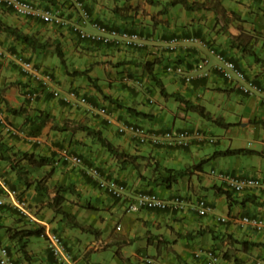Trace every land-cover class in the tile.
<instances>
[{"label": "crops", "instance_id": "obj_1", "mask_svg": "<svg viewBox=\"0 0 264 264\" xmlns=\"http://www.w3.org/2000/svg\"><path fill=\"white\" fill-rule=\"evenodd\" d=\"M32 1L41 8H58L68 17L73 15L71 0ZM173 1L175 0H85L92 17L107 27L144 30L147 39L144 45L139 47L122 44L103 46L95 43L91 37L80 40L72 30L50 27L37 19L17 15L12 9L0 5L2 21L34 34L40 40L48 41L45 48L32 49L0 30V51L4 52V55L0 56V100L9 121L21 127L26 134L8 138L0 129V142L11 147L8 151H3V146L0 148H3L0 150V174L8 178L12 186L23 191L32 206L40 210L38 224L30 226L24 220L21 221L15 213L8 211L0 218L1 225L38 226L44 231L60 227V219L57 220L56 214L53 215L56 224L43 214L44 207L50 205L54 196V191L50 190L51 185L55 188L72 185L76 195L64 193L66 201L63 208L76 215L74 208L82 203L79 199L76 200V197H85L88 205L92 207L88 208V226L94 230L90 232L92 236L104 240L109 246L116 245L118 249L136 243L138 247L134 255L142 260L145 252L152 251L155 258L149 257L150 262L145 260L146 264H152V260H155L156 264H206L203 258H195L194 253L209 248L215 249L219 264H253L254 259L264 256V234L251 227L241 226L236 220L244 214L264 217V189L230 193L228 198L222 193L226 190L224 185L209 177L204 172V165L190 168L187 175L169 186L156 180L160 172L164 173V167L183 169L197 164L202 159L210 158L212 163H221V169L236 175L264 176V125L257 123L263 128L259 132V143L263 148H249L261 151V154L240 153L218 157L211 155L223 149L210 152L208 148L211 144L220 143L218 137L214 138L213 143L192 140L188 147L177 148L165 143L140 144L129 134H120L117 131L118 123L135 122L156 133L172 125L177 128L200 127L205 134L213 135L205 122H214L188 109L182 100L201 105L213 118L219 117L224 123H231L225 127L228 132L234 124L246 132L252 129V125H256L251 119L264 121V102L261 98L243 94L233 82L221 77L215 68L217 58L205 47L191 45L179 47L175 51L164 48L172 34L198 35L212 42L217 51L238 62L264 89V0H220L227 16L234 15L237 19L244 20L238 22L242 24L238 30L244 29L251 33L253 30H259L256 35L253 33L252 43L254 50L259 51L257 55L260 61L232 47L230 34L218 31V27L211 23V16L205 20L206 14L202 11L209 12L208 10L188 11L181 4H173ZM176 11L183 13L190 20L184 21L182 17L181 21H172V15ZM211 13L213 17L216 15L212 11ZM87 31L95 32L89 26ZM236 34L238 31L235 28L231 36ZM56 45H59L64 53L65 62L62 65L50 63L53 62ZM15 53L49 67L54 73V88L59 89L61 93L75 91L78 94H86L89 105L63 102L48 91H43L35 99L25 98L24 89L31 82L13 58ZM205 57L209 59L208 64L203 62ZM147 62L154 63L145 66ZM171 62L182 64L192 75L191 81L186 82L178 75L167 74L164 67ZM81 63L87 64L79 66ZM148 67L152 68L151 72ZM83 69H87L86 78L91 77V83L89 79L88 83L86 80L77 81L81 75L73 72ZM205 70L209 71L208 76H204ZM162 72L166 76H162ZM125 74L135 75L143 83L139 86L127 83L123 80ZM153 76L158 78V82ZM143 78L146 81H143ZM155 84L163 87L164 101H157L158 106L150 107L147 102L155 101L152 96L156 89ZM114 99L124 106H118ZM170 101H173L172 106L177 107L178 113L173 112V120L164 124V119L169 116L166 109L172 104ZM135 111L144 112L146 115L136 114ZM37 115L40 117H36ZM229 115L234 116L236 120L229 121L232 120ZM45 116L46 120L42 121ZM108 117L116 122L108 124ZM177 120H180L182 126L175 125ZM81 126L100 130L105 138L130 158L126 157L124 162L116 159L96 138L82 130ZM30 136H38L43 142L37 144L29 138ZM64 146L71 148L75 160L37 168L21 161L29 170L27 178L32 182L29 186L17 178L15 172L9 168L8 160L1 156L3 154L6 157L13 151H27L55 160ZM229 147L247 148L238 145ZM87 166H97L104 175L124 182L128 187L126 197L112 198L99 189L96 182L85 173ZM48 171H51L47 180L49 191L46 194L38 193L33 181ZM152 185L158 190L161 188V196L164 197L180 193L188 203L187 208L181 212L145 208L135 214L127 212L126 205L130 196L138 190H153ZM199 197L205 198L212 206L210 213L200 215L191 207ZM219 216H227L229 220L222 223L217 219ZM108 226L111 227L109 231ZM1 230L4 232L0 233V242L10 246L20 264H57L41 236H38L41 239L33 241V236L28 239L26 249L30 259L26 260L21 252L16 250L15 242L8 238L5 229L0 228ZM92 236H87L88 242L93 240ZM252 242L260 245L252 246ZM79 263L80 261L77 264Z\"/></svg>", "mask_w": 264, "mask_h": 264}, {"label": "built area", "instance_id": "obj_2", "mask_svg": "<svg viewBox=\"0 0 264 264\" xmlns=\"http://www.w3.org/2000/svg\"><path fill=\"white\" fill-rule=\"evenodd\" d=\"M0 5L11 7L17 15L39 19L46 24L56 25L59 27H71L78 33L80 38L86 39L91 37L95 42H98L102 45L122 44L125 46H141L144 43V37H142L137 31L107 28L105 25L97 21H92L90 13L85 8V3L83 0H73V6L77 13L75 20L68 19L64 15H61L57 10L50 8L42 9L30 0H0ZM86 23H90L96 32H87L84 29ZM182 44L183 46L192 44L206 46L209 50V53L215 55L217 58V64L215 67L221 77L230 81H234L237 87L245 94H258L261 96V100L264 102L263 88L256 84L252 78L248 77L240 65L229 59L226 55L218 52L215 47L207 46L199 38L193 36L185 37L183 39L173 37L165 44V46L169 50H175ZM1 53L2 52L0 51V54ZM12 56L20 65L21 70L27 74L38 87V90L27 88L25 93L27 98H35L41 91L47 90L55 97L62 99L66 103L76 101L77 103L88 104L87 98L85 96H79L75 91L61 94L58 89L53 88L52 75L46 68L35 64L22 55L15 54ZM203 62L207 64L209 60L204 58ZM165 70L169 73L181 76L186 82H190L192 79V75L181 65L170 64L166 66ZM208 73L209 71L205 70L203 74L204 76H207ZM125 80L130 81V78L125 77ZM135 82L140 83L139 80H136ZM107 122L111 124L113 120L111 118H107ZM0 126L3 132L10 137L25 135V132L22 129L15 127L8 121L6 112L2 107L1 102ZM117 130L120 133H129L134 138H136L139 143H158L159 141L163 140L174 146H186L192 138H203L202 133L199 130H167L162 134H157L154 132H149L142 125L134 123L118 124ZM29 138L34 142H41V138L38 136ZM59 159L61 161H71L75 160V156L71 154L68 148H62L59 151ZM212 173L216 174L217 178L220 179L228 189L236 193H241L252 189H264V177H240L227 172L217 173L215 171H212ZM87 174L97 181L100 189L114 198H123L128 191L124 183L116 179L106 177L97 167H90L87 169ZM0 190L5 195V197L9 198V200L0 198V207L7 206L14 209L21 217L31 221L38 220L35 214L32 212L26 198L22 196L16 189L11 188L7 180L2 176H0ZM186 206V201L178 194L172 195L169 198H163L153 192L140 191L133 195L132 200L127 206V211L134 212L141 208L181 211L185 209ZM193 206L200 215H206L212 211V206L204 198L197 199ZM1 214L2 211L0 210V215ZM217 219L220 222H226L228 217L219 216ZM236 220L241 226L251 227L253 230L264 234V218L250 215H241L237 217ZM43 237L45 238L47 249L58 264H76L75 259L72 253L68 250L62 236L55 232L47 231ZM98 243H100V241H98L97 244ZM195 257L203 258L206 264H218L216 253L211 248L195 252ZM0 264H19L16 258L12 256L9 249L5 245L1 244ZM253 264H264V256L255 259Z\"/></svg>", "mask_w": 264, "mask_h": 264}, {"label": "trees", "instance_id": "obj_3", "mask_svg": "<svg viewBox=\"0 0 264 264\" xmlns=\"http://www.w3.org/2000/svg\"><path fill=\"white\" fill-rule=\"evenodd\" d=\"M173 4H181L186 10L188 11H196V10H210L213 11L214 14H222L223 16L226 15L225 8L220 3V0H204V1H188V0H175L172 2ZM30 18V17H28ZM0 30L9 33L16 41L20 42L21 44H24L28 47H31L32 49H43L46 46H48V41L40 40L37 36L31 33H27L20 28L16 26H12L10 24L5 23L0 19ZM253 33H251L248 30L240 29L238 34L233 35L231 39V46L237 48L243 53H247L250 56H253L255 60L260 61L261 59L257 55V52L254 50V43H252ZM55 54L60 59L61 63L65 62L64 59V53L62 48L59 45L55 46ZM16 55H19L15 53ZM24 57V56H23ZM30 59V58H26ZM154 63V62H153ZM152 62L145 63V66H149V64H153ZM149 71H152L151 67H148ZM50 74L54 77L53 71H50ZM77 75H87V69L83 70H75L73 72ZM88 76V75H87ZM90 81H93L91 77H88ZM153 79L158 82V78L156 76H153ZM258 84L259 81L255 80ZM160 92L163 94L165 91L163 87L161 86ZM51 93V92H50ZM61 93V91H60ZM41 94V92H40ZM52 94V93H51ZM64 94V93H61ZM39 96V95H38ZM37 96V97H38ZM53 97H55L52 94ZM36 97V98H37ZM28 99V98H27ZM60 99V98H58ZM63 101L62 99H60ZM113 101L117 102L118 106H124L122 103L116 101L114 99ZM185 106L192 110L198 112L201 116L206 118L207 120H210L218 125L222 126H230L231 123H224V121L217 117L213 118L212 115H210L208 112L205 111L204 107L198 104H193L187 100H182ZM64 102V101H63ZM129 109H132L131 107H127ZM136 114L146 115L144 112H138L135 111ZM36 117H40V115H37ZM46 116L41 119L42 121L46 120ZM252 123H259L264 125V121H258L253 120ZM81 129L84 130L88 135L96 138L98 142L108 151L110 154L115 157L116 159L124 162L126 157L129 155L125 153L123 150L118 149L116 146H114L107 138H105L100 130H94L92 128L81 126ZM3 146V151L10 150V146H4L3 143L0 142V148ZM0 149V150H2ZM253 154V153H259L261 154V151H255L253 149L249 148H227L223 150H217L215 151L211 156L218 157V156H228V155H234V154ZM3 159L8 160L9 162V168L15 172L17 175V178L24 181L26 186H29L32 182L27 178L29 170L21 164V161L26 162V164L32 166V167H43V166H49L52 165L53 159L49 156L45 155H35L34 153H30L27 151H13L10 155L4 156L1 154ZM130 158V156L128 157ZM208 159H202L197 164H194L192 168H198L199 166H202ZM164 173L161 174V172L158 174V178L156 180H159L161 184H165L167 186L171 185L173 182L177 181L181 177L188 174L189 168H183V169H175V168H169L164 167L163 168ZM51 171L46 172L41 178L36 179L34 182V188L38 193L46 194L49 191V187L47 185V180L50 176ZM244 177V176H242ZM224 185V184H223ZM9 186L14 187L9 182ZM72 188V189H71ZM224 188L226 190L222 191V193H225L227 197L229 198L230 193H233L232 190L228 189L225 185ZM151 190V189H150ZM73 191L72 185L68 186H59L54 189V196L52 197L51 203H49L50 207L53 209L54 213L62 214L63 217H68L73 225L79 226L81 229L88 230V232H91L93 229H91L90 226L88 228L84 227L83 225L79 224L75 220V216L71 214L70 212L66 211L63 208V204L66 201V197L64 193ZM85 207L92 208L90 205H84ZM0 210L2 213H6L10 211L8 207H0ZM166 211V210H164ZM173 211V210H172ZM175 212V211H173ZM1 218V217H0ZM23 221L22 219H20ZM25 221V220H24ZM26 222V221H25ZM227 222V221H226ZM225 223V222H222ZM0 228H4L5 232L7 233V236L9 239L13 240L15 242L16 250L21 252L24 259L29 260V255L27 253V242L28 239L32 236H40L43 233L42 227H17V226H8V225H1ZM94 232V230L92 231ZM244 245H247L246 242H243ZM252 246L260 245V243L252 242L250 243ZM215 251V249H213ZM237 260V259H235Z\"/></svg>", "mask_w": 264, "mask_h": 264}, {"label": "rangeland", "instance_id": "obj_4", "mask_svg": "<svg viewBox=\"0 0 264 264\" xmlns=\"http://www.w3.org/2000/svg\"><path fill=\"white\" fill-rule=\"evenodd\" d=\"M208 11L209 12H203L202 11L203 14H206L205 20H208L211 16V23H213L214 27L217 26L218 31L229 33L230 37H231L229 39H232L231 35H232L233 31L235 30V28H236V31L239 32L238 27L242 24H239L238 22H240V21L243 22L244 20H239L236 17H234V15H232L230 17L227 15L223 16L222 14H219V15H215L213 17V14L211 13V11L210 10H208ZM182 17H184L183 18L184 21L190 20L187 16L183 15V13H181V12L177 13V11H176L172 15V21H181ZM211 23H210V25H212ZM229 28H231V29H229ZM212 31H214V30H212ZM258 31L259 30H253V33L255 32V35H256ZM262 46H264V43ZM245 54H247V53H245ZM252 58H254V57L252 56ZM52 61L53 62H50V63L55 64V65H62L60 59L57 57V55L55 53H54V57L52 58ZM33 62L38 63L35 60H33ZM38 64L42 65L40 62ZM86 64L81 63V64H79V66H83ZM167 74H169V73H167ZM161 75L166 76V74L164 72H162ZM82 80L83 81L86 80L88 83V77L86 78V75H81V77H79L77 81H82ZM143 81H146V79L143 78ZM89 82L91 83L90 80H89ZM100 82H105V81L100 80ZM155 88H156L155 92H153V95H152V96H154L155 101L152 103L147 102V105H149L150 107L158 106L157 101H159V102L164 101L162 93L160 92L161 85L155 84ZM145 94H147V93H145ZM170 103H172V104H170V106L168 105L169 110L166 109V112L169 113V116H168V119H164V121H165L164 124H166L167 121L171 122L173 120V112L178 113L177 107L172 106L173 101H170ZM242 112H244V110ZM256 114H258V112H256ZM229 117H230V119H232L229 121H235L236 120V118L232 115H229ZM227 120H228V118H227ZM253 120L251 119L250 121L252 122ZM146 123H149V121H146ZM175 125L176 126H182V123L180 122V120H177ZM205 125L208 129L211 130L210 132H211V134L214 135V137H218L220 139V143L211 144L208 146L210 152H212L214 149L230 148L229 147L230 145L231 146H237L238 145V146H244L247 148H257V149L263 148V146L259 143V139H261L259 132L262 131L263 128L261 127V125H258L257 123H256V125H252V129L251 130L248 129L246 132H245V130L241 129L240 127H237L236 124L231 126L230 132L226 131L225 126L218 125L216 123L213 124L211 122L206 121ZM186 126H190V125L186 124ZM165 128H166L165 130H167L169 128H171L173 130L177 129V127H173L172 125H171V127L167 126ZM253 129H255V130H253ZM210 159H208L206 161L207 163L205 162L203 164L204 165L203 166L204 172L207 173V175L209 177L214 178V179L219 181L216 174H211V175L209 174L211 172V170L214 169L215 172H217V173L227 172V171L220 168L221 163H219V162L218 163H212L211 161H209ZM228 172H230V171H228ZM151 188L155 192H157L158 194L162 195L161 194L162 193L161 188L159 189L160 191L154 185H152ZM54 189H55V187H52V185H51L50 190L54 191ZM67 193H68V195H72V194H75L76 192L68 191ZM77 199L82 201V203H81V205H78L77 207L74 208V209H76L75 210V212H76L75 220L77 223L88 228V207L84 206V205H86V206L88 205V200H86V198L83 197L82 195L76 197V200ZM71 203H73V202H71ZM31 208H32L33 213L37 217H39V211L40 210L34 208V206H32V204H31ZM65 210L68 211L67 209H65ZM68 212H70V211H68ZM129 213L135 214L137 212H129ZM43 214H45V216L48 217L50 219V221H52L54 219V216H53L54 214H56V218H58L57 220L60 219L58 221L60 224V227L54 229V231H56L59 235H61L63 237V239L69 244V246H70V248H71V250L75 256V260L77 261V263L80 261L79 264H81V263L82 264H146L147 263L145 261L146 259H148L149 257L153 258V259L155 258V254L152 253V251H149V253H146V252L144 253V255H143L144 261L141 258L140 259L137 258L134 255V251L138 247V244H136V243H131V244L123 246L121 249H118L116 245H110L109 246V244H106L104 240H100V239L94 240L95 238H94V236H92V233L88 232V230L81 229L79 226L71 224L72 221L68 217L64 218L62 214L54 213L53 209L50 208V206L48 204L44 207ZM95 217L96 218L98 217V213L95 214ZM53 221L56 224V220H53ZM112 226H114V223ZM110 229H111V227L108 226V231ZM3 232H4L3 230L0 231V233H3ZM88 235L92 236L91 238H93V240L91 239L88 242V237H87ZM39 238L40 237H38V236H33L32 241L37 240ZM94 241H97V242L100 241V243L97 244V242H96V244H95V243H93ZM75 247H76V250H75ZM152 262H153L152 264H156L155 260L154 261L152 260Z\"/></svg>", "mask_w": 264, "mask_h": 264}, {"label": "clouds", "instance_id": "obj_5", "mask_svg": "<svg viewBox=\"0 0 264 264\" xmlns=\"http://www.w3.org/2000/svg\"><path fill=\"white\" fill-rule=\"evenodd\" d=\"M30 1H32V0H30ZM84 1V3H85V8L89 11V9L87 8V6H86V2H85V0H83ZM33 2V1H32ZM34 3V2H33ZM36 4V3H35ZM37 5V4H36ZM38 6V5H37ZM6 7V6H5ZM8 8H10V9H12L11 7H8ZM41 8V7H40ZM48 8H50V9H54V10H57V11H59V13L61 14V15H64L62 12H61V10L60 9H58V8H52V7H48ZM71 8H72V16H66V15H64L65 17H67L68 19H70V20H75V17L77 16V13H76V10L74 9V6H73V0H71ZM42 9H47V8H42ZM13 10V9H12ZM14 12V11H13ZM89 13H90V17H91V20L92 21H97V22H99V23H101L98 19H96V18H94V17H92V15H91V12L89 11ZM33 19V18H32ZM37 20H39V19H37ZM40 21V20H39ZM41 23H43V24H45V25H49L50 27L51 26H55V27H59V26H56V25H50V24H46V23H44V22H42V21H40ZM102 24V23H101ZM104 25V24H103ZM91 27L92 29H94L91 25H90V23H86V25H85V27H84V29L87 31V27ZM106 26V25H105ZM107 27V26H106ZM60 28H62V27H60ZM63 28H66V29H69V30H72L75 34H76V37L78 38V39H80V40H86V39H88V38H86V39H84V38H80V36L78 35V33L76 32V31H74L71 27H63ZM107 28H115V29H118V30H122V29H126V30H129V31H137V32H139V34L142 36V37H144V43H145V41H146V39H147V36H146V33H145V31L144 30H140V29H128V28H117V27H107ZM94 31L96 32V30L94 29ZM88 32V31H87ZM92 33H94V32H92ZM191 36H193V37H197V38H199L203 43H205L207 46H213V47H215L216 48V50H217V47L215 46V45H213L212 44V42H208V41H206V40H204L202 37H200V36H198V35H179V34H172V36H171V38H169L168 39V41L170 40V39H172L173 37H177V38H179V39H183V38H185V37H191ZM167 41V42H168ZM95 42V41H94ZM166 42V43H167ZM95 43H98V42H95ZM144 43H143V45H144ZM98 44H100V43H98ZM100 45H102V44H100ZM109 45H111V44H109ZM192 45H199V44H192ZM103 46H107V45H103ZM142 46V45H141ZM188 46H191V45H186V46H183V44L182 45H180V46H178V48L179 47H188ZM199 46H202V45H199ZM131 47H139V46H131ZM202 47H205L207 50H208V48L206 47V46H202ZM164 48L165 49H167V50H169L165 45H164ZM177 49V48H176ZM175 49V50H176ZM175 50H169V51H175ZM2 52V51H1ZM208 52H209V50H208ZM218 52H220V51H218ZM220 53H222V52H220ZM211 54V53H210ZM223 54V53H222ZM2 55H4V52H2L1 54H0V56H2ZM211 55H213V54H211ZM225 55V54H224ZM216 57V56H215ZM228 57V56H227ZM206 58V57H205ZM229 58V57H228ZM229 59H231V58H229ZM29 60H31V59H29ZM209 60V59H208ZM231 60H233V59H231ZM32 61V60H31ZM233 61H235V60H233ZM33 62V61H32ZM236 62V61H235ZM35 63V62H34ZM209 63V62H208ZM207 63V64H208ZM238 65H240L238 62H236ZM35 64H37V65H39V66H41V67H44V68H46L47 70H49L50 68L49 67H45V66H43V65H40V64H38V63H35ZM170 64H178V65H181V66H183L182 64H180V63H176V62H171V63H167L166 65H165V67H164V69L166 68V66L167 65H170ZM20 66V65H19ZM241 66V65H240ZM242 67V66H241ZM216 68V67H215ZM243 68V67H242ZM184 69H185V67H184ZM244 69V68H243ZM20 70H21V68H20ZM186 70V69H185ZM217 70V69H216ZM22 71V70H21ZM244 71H245V73H246V75L248 76V77H250V78H252L253 80H254V82L256 83V84H258L255 80V78H253V77H251V76H249L248 74H247V72H246V70L244 69ZM23 72V71H22ZM165 72L166 73H169V72H167L166 70H165ZM24 73V72H23ZM25 74V73H24ZM170 74H173V73H170ZM27 75V74H26ZM173 75H175V74H173ZM208 75H209V73H208ZM207 75V76H208ZM28 76V75H27ZM179 76V75H178ZM29 77V76H28ZM125 77H129L130 78V81H126L125 80ZM181 77V76H180ZM52 78H53V76H52ZM182 78V77H181ZM29 79H30V77H29ZM183 79V78H182ZM123 80L125 81V82H127V83H132V84H136V85H141L142 84V81H141V79L139 78V77H136L135 75L134 76H132V75H129V74H125L124 76H123ZM140 81V83H136L135 81ZM227 80V79H226ZM227 81H230V80H227ZM30 84L24 89V92H23V95L25 96V93H26V91H27V88H31V89H34V90H38V88H36V83H34L31 79H30ZM230 82H233L234 84H235V86H236V88L239 90V91H241L238 87H237V85H236V83L234 82V81H230ZM259 86H261L262 87V85H260V84H258ZM52 86H53V81H52ZM53 88H54V86H53ZM263 88V87H262ZM55 89H57V88H55ZM59 90V89H58ZM264 90V89H263ZM43 91H47V90H43ZM43 91H41V93L43 92ZM60 91V90H59ZM49 92V91H48ZM242 92V91H241ZM243 93V92H242ZM78 94V93H77ZM243 94H245V93H243ZM38 95H40V93L38 94ZM79 96H85L86 98H87V101L89 102V100H88V96L86 95V94H78ZM246 95H257V96H259L258 94H246ZM37 97V96H36ZM35 97V98H36ZM260 98H261V96H259ZM25 98H27L26 96H25ZM35 98H28V99H35ZM57 98V97H56ZM262 101V100H261ZM0 102H1V100H0ZM76 102V101H75ZM151 102H152V100H151ZM263 102V101H262ZM1 104H2V102H1ZM76 104H80V105H89V103L88 104H81V103H77L76 102ZM2 107H3V105H2ZM4 108V107H3ZM5 110V109H4ZM5 112H6V110H5ZM6 116H7V114H6ZM109 118V117H108ZM7 119H8V117H7ZM112 120H113V122L111 123V124H114L115 122H116V120L115 119H113V118H111ZM8 121H9V119H8ZM10 122V121H9ZM106 122H107V118H106ZM12 125H14L12 122H10ZM108 123V122H107ZM123 123H134V124H138V125H142V124H139V123H135V122H122V123H118V124H123ZM109 124V123H108ZM118 124H117V127H118ZM15 127H18V128H20V129H22L21 127H19V126H16V125H14ZM143 126V125H142ZM143 127H145V126H143ZM146 128V127H145ZM0 129H1V131L3 132V130H2V128H1V126H0ZM149 132H152V131H150V129H148V128H146ZM178 129H189L190 131H195V130H199L201 133H202V139H195V138H192L191 140H190V142L188 143V145H186V146H174V145H171V144H168L167 142H165V141H163V140H161V141H159L158 143H152V142H146V143H151V144H154V145H157V144H162V143H165L166 145H169V146H173V147H177V148H185V147H188L190 144H191V142H192V140H197L199 143L201 142V141H203V143L204 142H208V143H213L214 141H215V137L213 136V135H207V134H205V132L200 128V127H195V128H189V127H180V128H177V129H174V130H178ZM23 130V129H22ZM167 130H173V129H171V128H169V129H167ZM167 130H163V131H161V132H158L157 134H162V133H164L165 131H167ZM24 131V130H23ZM118 131V130H117ZM119 132V131H118ZM4 133V132H3ZM120 133V132H119ZM154 133H156V132H154ZM8 138H13V137H10V136H8L6 133H4ZM120 134H129V133H120ZM26 135V134H25ZM130 135V134H129ZM132 138H134L132 135H130ZM18 137V136H17ZM30 137H32V136H30ZM135 140H136V138H134ZM137 141V140H136ZM34 142V141H33ZM43 142V140L41 139V142L40 143H37V142H35V143H37V144H41ZM138 142V141H137ZM139 143V142H138ZM140 144H144V143H140ZM62 148H68L69 150H70V152H71V154L73 155V152H72V150H71V148L69 147V146H64V147H62ZM61 148V149H62ZM60 149V150H61ZM59 150V151H60ZM71 161H73V160H71ZM68 162H70V161H61L60 159H59V155H58V157L55 159V160H53L52 161V164H54V165H57V164H59V163H68ZM90 167H97V166H90ZM90 167H86L85 169V173L87 174V169H89ZM193 167V165L192 166H189L188 168H189V171H190V168H192ZM99 170H100V168L99 167H97ZM101 171V170H100ZM212 171H215L214 169H212L211 170V172L209 173L210 175L211 174H213L212 173ZM101 173H102V171H101ZM227 173H231V172H228L227 171ZM103 174V173H102ZM231 174H234V173H231ZM88 175V174H87ZM104 175V174H103ZM236 175V174H235ZM0 176H2L3 178H5L6 180H7V182H8V184H9V180H8V178H6L5 176H3V175H1L0 174ZM89 176V175H88ZM106 176V175H105ZM239 176V175H238ZM90 177V176H89ZM106 177H108V176H106ZM240 177H242V176H240ZM256 177H264V176H256ZM92 178V177H91ZM109 178H113V177H109ZM93 179V178H92ZM113 179H116V178H113ZM95 182H96V184H97V181L95 180V179H93ZM116 180H118V179H116ZM118 181H120V180H118ZM219 181L223 184V182L219 179ZM120 182H122V181H120ZM122 183H124V182H122ZM125 184V183H124ZM126 185V184H125ZM97 186H98V184H97ZM11 187V186H10ZM126 187H127V185H126ZM11 188H13V189H16L22 196H24L23 195V191H21V190H19L18 188H16V187H11ZM98 188L100 189V187L98 186ZM102 190V189H101ZM127 190H128V187H127ZM253 190V189H252ZM103 191V190H102ZM140 191H148V192H153V193H156L157 195H159L160 197H163V198H169V197H171L172 195H175V194H178V195H180L185 201H186V199L180 194V193H173L172 195H170L169 197H164V196H161L160 194H158L157 192H155V191H153V190H150V189H143V190H138V191H136V192H134L131 196H130V198H129V202L132 200V198H133V195L134 194H136L137 192H140ZM247 191H250V190H247ZM103 192H105V191H103ZM245 192V191H244ZM106 193V192H105ZM233 193H236V192H233ZM241 193H243V192H241ZM107 194V193H106ZM126 194H128V191H127V193ZM107 195H109V194H107ZM110 196V195H109ZM25 197V196H24ZM112 197V196H111ZM126 197V195L123 197V198H125ZM0 198H4V199H7V200H9V198L8 197H5V195L2 193V191L0 190ZM26 198V197H25ZM112 198H114V197H112ZM199 198H203V197H199ZM199 198H197V199H199ZM116 199H122V198H116ZM196 199V200H197ZM205 199V198H204ZM26 200L28 201V199L26 198ZM195 200V201H196ZM206 200V199H205ZM129 202H128V204H129ZM28 203H29V206H30V208H31V203L28 201ZM186 203H187V201H186ZM128 204L126 205V211H127V206H128ZM195 204V202L194 203H192V205H191V207L192 208H194V205ZM187 205H188V203H187ZM7 207V206H6ZM9 208V207H8ZM35 208V207H34ZM51 208V207H50ZM186 208H187V206H186ZM185 208V209H186ZM9 209H11L10 211H12L13 213H15V215L19 218V219H22V220H25L27 223H28V225H30V226H32V225H35V224H38V221H39V217H37L36 215V218L38 219L37 221H31V220H29V219H26V218H24V217H21L14 209H12V208H9ZM142 209V208H141ZM145 209H149V208H145ZM185 209H183V210H181V211H184ZM31 210H32V208H31ZM140 210V209H139ZM139 210H137V211H139ZM153 210H155V209H153ZM157 210H161V209H157ZM164 211V210H163ZM166 211H172V210H166ZM181 211H175V212H181ZM33 212V211H32ZM127 212H129V211H127ZM134 212H136V211H134ZM197 212V211H196ZM198 213V212H197ZM5 213H2L1 215H0V217H2L3 215H4ZM244 215H248V214H244ZM75 216V215H74ZM241 216V215H240ZM250 216H254V215H250ZM227 217V216H226ZM256 217H258V216H256ZM259 218H264V217H259ZM228 220H229V218H228ZM227 220V221H228ZM119 227L117 226L116 227V229H118ZM43 229V228H42ZM48 231H52V232H55V233H57L56 231H54V230H48ZM45 232H47V231H44L43 230V233L40 235L44 240H45V238L43 237L44 236V234H45ZM260 233V232H259ZM58 234V233H57ZM263 234V233H262ZM61 236V235H60ZM63 238V237H62ZM94 240H98V239H94ZM100 240H102V239H100ZM64 242H65V244L67 245V248H68V250L72 253V255H73V257H74V259H75V256H74V254H73V252H72V250H71V248H70V246H69V244L64 240ZM97 241H94L93 243H96ZM45 243H46V241H45ZM0 244L1 245H4V244H2L1 242H0ZM8 249H9V251H10V253L12 254V256H14V254L12 253V251H11V249H10V246H8V245H5ZM212 249V248H211ZM49 251V250H48ZM50 253V252H49ZM51 255V254H50ZM52 256V255H51ZM15 257V256H14ZM194 257H195V253H194ZM261 257H263V256H261ZM16 258V257H15ZM53 258V257H52ZM196 258V257H195ZM257 258H259V257H257ZM256 258V259H257ZM54 259V258H53ZM198 259H201V258H198ZM16 260H17V262L19 263V261H18V259L16 258ZM55 260V259H54ZM255 260V259H254ZM146 261L147 262H150V259H146ZM56 262V261H55ZM75 262H76V264H77V261L75 260ZM57 263V262H56ZM253 263H254V261H253ZM20 264V263H19ZM58 264V263H57ZM219 264V263H218Z\"/></svg>", "mask_w": 264, "mask_h": 264}]
</instances>
